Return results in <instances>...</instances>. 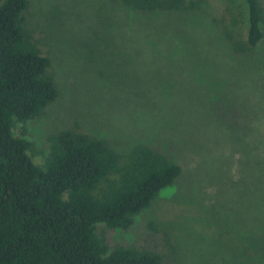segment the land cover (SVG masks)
I'll use <instances>...</instances> for the list:
<instances>
[{"label":"rangeland","instance_id":"374dc122","mask_svg":"<svg viewBox=\"0 0 264 264\" xmlns=\"http://www.w3.org/2000/svg\"><path fill=\"white\" fill-rule=\"evenodd\" d=\"M185 3L143 15L111 0H29L26 28L59 96L14 134L25 127L39 166L47 137L73 124L118 153L150 145L181 166L128 231L107 233L111 247L154 251L164 264H264V39L235 53L244 0Z\"/></svg>","mask_w":264,"mask_h":264},{"label":"trees","instance_id":"16d2710c","mask_svg":"<svg viewBox=\"0 0 264 264\" xmlns=\"http://www.w3.org/2000/svg\"><path fill=\"white\" fill-rule=\"evenodd\" d=\"M111 1L143 15L192 9L185 0ZM244 1L248 30L246 42L234 46L237 54L264 39L261 0ZM28 3L0 0V264H164L154 251L111 247L107 233L128 231L180 178V165L150 145L118 153L109 140L73 124L47 137L48 156L39 166L29 155L25 127L14 134L59 96L51 60L26 28ZM148 228L157 231L153 222ZM259 252L264 257V242Z\"/></svg>","mask_w":264,"mask_h":264}]
</instances>
